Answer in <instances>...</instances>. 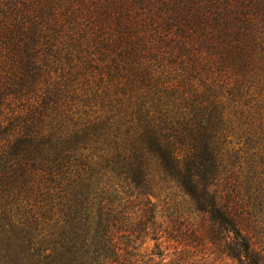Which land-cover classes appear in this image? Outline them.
<instances>
[{"label":"trees","instance_id":"obj_1","mask_svg":"<svg viewBox=\"0 0 264 264\" xmlns=\"http://www.w3.org/2000/svg\"><path fill=\"white\" fill-rule=\"evenodd\" d=\"M214 252L264 264V0H0V264Z\"/></svg>","mask_w":264,"mask_h":264},{"label":"rangeland","instance_id":"obj_2","mask_svg":"<svg viewBox=\"0 0 264 264\" xmlns=\"http://www.w3.org/2000/svg\"><path fill=\"white\" fill-rule=\"evenodd\" d=\"M226 175L223 170L221 176L224 177ZM176 188L172 185L163 186L162 188H154L153 194L150 196L153 201L156 202L158 208L160 209L162 206L161 202L165 195H170L175 197L177 196ZM178 197V196H177ZM181 210H188L186 205H181ZM163 209V208H161ZM196 216V215H194ZM141 249L147 252L146 257H151L154 261H163V262H171L177 260V258L181 255V249L183 248L182 244L177 243L176 241L166 238L164 235L152 238L151 235L145 237L141 243ZM191 248V247H186ZM192 250V249H191ZM192 252V251H191ZM204 254V250L197 251L195 254L191 255L192 259H198L202 257ZM209 261L213 262V264H236V260H232L228 257L223 256L221 253L214 252L209 255ZM215 260V261H214Z\"/></svg>","mask_w":264,"mask_h":264}]
</instances>
